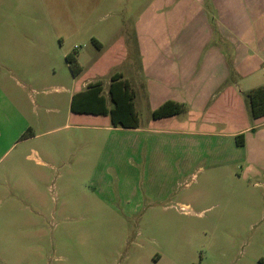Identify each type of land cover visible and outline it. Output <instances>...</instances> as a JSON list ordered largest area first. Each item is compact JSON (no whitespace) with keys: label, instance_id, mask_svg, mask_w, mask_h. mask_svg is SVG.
I'll return each instance as SVG.
<instances>
[{"label":"rangeland","instance_id":"rangeland-1","mask_svg":"<svg viewBox=\"0 0 264 264\" xmlns=\"http://www.w3.org/2000/svg\"><path fill=\"white\" fill-rule=\"evenodd\" d=\"M160 2L0 0V264H264L262 147L238 146L232 125L219 136L194 127L205 113L157 122L144 99L143 67L201 63L211 45L229 67L216 92L245 88L232 46L212 6ZM187 44L194 51L170 48ZM195 70L204 87L222 71ZM116 72L133 76L138 127L71 111L72 90L100 80L109 97Z\"/></svg>","mask_w":264,"mask_h":264},{"label":"crops","instance_id":"crops-1","mask_svg":"<svg viewBox=\"0 0 264 264\" xmlns=\"http://www.w3.org/2000/svg\"><path fill=\"white\" fill-rule=\"evenodd\" d=\"M173 1H177L178 4L182 3L186 5L189 10L192 9L195 11L196 9L198 12L204 11L205 5L212 6V10L215 11L222 22L223 30L220 31V36L222 39H224L222 42L228 43L232 46L230 50H232L234 53L233 65L236 73L238 72L237 75H239L237 80L246 86L243 88V86L239 85V83H224L223 88H220V90L216 92V89L219 88L223 82L228 80L229 71L227 72V68L229 67L226 65L227 63L225 61L218 59L220 57L219 52L221 48L215 47L214 45H211L209 50H207V46L203 47L208 52V55L205 58V61L201 63L193 61L192 58H190L189 61L186 59L180 61L171 60L169 62H161L157 60L152 62L150 65L143 67V73L147 75L148 83H150L146 87L144 99L150 105L152 114L153 111L165 101L173 100L183 103L186 108L185 111H183L185 112L186 117H184L185 120L177 118L176 116L179 114L161 118L152 117L157 122L168 121L165 125L176 122L174 124L181 123L183 126H188L191 124L194 125V123H196V113H205L203 117L199 118L198 122H200V125L196 123L194 127H200L201 131L203 132L210 133L213 136H215V134H217L216 136H219L226 133L225 127L231 125L234 126V132H231L233 133L232 135H235L236 137L238 134L244 133L245 136L244 145H237L248 147L252 144V146H254L253 148L257 149L262 147L261 153L257 157V162L264 163V141L254 142L252 138V135L256 134L258 131L264 130V116L254 118L252 112H249L248 115V102L250 101L248 98V93L252 89H255L259 86H264V82L250 84L252 82L254 83L259 81L256 76H260V71L264 70V0ZM156 2H159L158 4L161 3L160 0H154V4H156ZM207 35L208 33L205 35L206 44ZM99 44L101 46L100 42ZM217 46L222 47V44H218ZM170 48L176 53L194 51L193 46L188 44L185 47L172 46ZM160 49V46H154V52L158 53ZM67 64L69 66L68 62ZM142 66H145V63H143ZM200 67H203V69L208 68L209 70L207 74H213L216 72V70L219 71V69H222L221 73H218L219 77L217 84L210 87H204V84H206L204 72L203 76H198L200 71L196 72L195 70L200 69ZM179 68H184L186 71H179ZM120 73H122L123 78L127 79L132 88L135 90L136 84L133 82V76L125 72ZM139 74L140 72L137 70L136 76L138 80L141 81L142 79L140 78ZM78 75L75 77H78ZM234 81H236V78L233 80V82ZM84 89L77 88L72 90L71 100L75 93ZM106 98L108 105L111 107L113 104L111 100V103H109L110 98L107 96ZM215 104H217L216 107L214 106ZM135 107L137 109L136 101ZM213 107L217 109V116L214 113L209 112ZM222 108L224 110L221 111ZM223 111H227L228 115L225 116ZM73 113L79 114L76 112ZM94 115L98 116L101 114ZM106 116L110 117V115ZM250 116L254 118V123H251L249 118ZM178 120H180V122H178ZM158 127L160 128L155 129L161 131L167 126H162L164 128H161V126ZM253 151H255V149H253ZM254 155L257 156V153L255 152Z\"/></svg>","mask_w":264,"mask_h":264},{"label":"trees","instance_id":"trees-1","mask_svg":"<svg viewBox=\"0 0 264 264\" xmlns=\"http://www.w3.org/2000/svg\"><path fill=\"white\" fill-rule=\"evenodd\" d=\"M94 41L100 46L99 42ZM66 60L74 76L78 75L82 66L77 60L76 55L68 54ZM135 90L127 79L123 78L122 73H114L111 77L109 86V98L112 106L108 105L107 98L103 93V82L96 81L90 83L86 89L75 93L71 100V110L76 113H91L110 115L113 126L125 128H136L139 126L140 117L135 107ZM251 111L254 118L264 116V86L252 89L248 93ZM185 105L173 100L165 101L153 111L154 118H161L182 113ZM238 145H244V133L236 136Z\"/></svg>","mask_w":264,"mask_h":264}]
</instances>
